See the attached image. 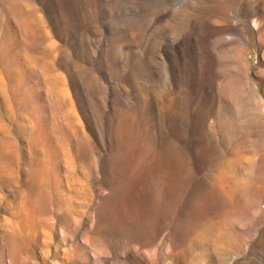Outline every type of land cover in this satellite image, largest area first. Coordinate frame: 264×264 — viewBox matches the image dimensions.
<instances>
[{"label":"rangeland","instance_id":"rangeland-1","mask_svg":"<svg viewBox=\"0 0 264 264\" xmlns=\"http://www.w3.org/2000/svg\"><path fill=\"white\" fill-rule=\"evenodd\" d=\"M263 4L0 0V264H264Z\"/></svg>","mask_w":264,"mask_h":264},{"label":"bare ground","instance_id":"bare-ground-1","mask_svg":"<svg viewBox=\"0 0 264 264\" xmlns=\"http://www.w3.org/2000/svg\"><path fill=\"white\" fill-rule=\"evenodd\" d=\"M255 1H257V0H255ZM262 11H263V17H264V4H263V9H262ZM258 16V15H257ZM259 18H261V17H259ZM258 18V19H259ZM260 21H261V19H259ZM258 20V21H259ZM259 21V22H260ZM263 21V20H262ZM254 23L256 24L255 26H257V29L259 30L260 28L258 27V24H257V20H255L254 21ZM229 26V25H228ZM259 32V31H258ZM229 38V37H228ZM227 38V39H228ZM222 42H220V43H223V42H226V38H223L222 40H221ZM258 41V42H257ZM228 42H229V40H228ZM178 45V44H177ZM255 45V44H254ZM258 47V49H259V52L261 53V54H263L264 55V37H263V39L261 38V37H259V39L258 40H256V46H255V48H257ZM213 52H214V50H212ZM247 53V52H246ZM216 54V53H215ZM183 55V54H182ZM185 57V56H184ZM175 60V59H174ZM178 60V59H177ZM264 61V60H263ZM182 62V61H181ZM240 66V65H239ZM170 67V66H169ZM263 67H264V65H263ZM244 74V73H243ZM243 74H241L240 76H239V78H237L236 80H234L235 82L232 84V93H233V96L234 95H237L240 91H242V90H244V89H246L247 87H251L252 86V84H251V82L248 80V78L245 76V75H243ZM258 74L259 75H261V76H264V68L262 69V68H260L259 69V71H258ZM221 92V91H220ZM223 92V91H222ZM232 93H231V95H232ZM242 97V96H241ZM236 104V103H235ZM237 107V106H236ZM115 193V192H114ZM112 195H113V193H112ZM129 195V194H128Z\"/></svg>","mask_w":264,"mask_h":264}]
</instances>
